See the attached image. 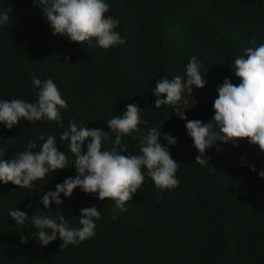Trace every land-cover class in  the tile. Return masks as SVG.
Returning a JSON list of instances; mask_svg holds the SVG:
<instances>
[{"label": "trees", "instance_id": "1", "mask_svg": "<svg viewBox=\"0 0 264 264\" xmlns=\"http://www.w3.org/2000/svg\"><path fill=\"white\" fill-rule=\"evenodd\" d=\"M105 2L110 6L108 15L120 21L116 31L126 38L124 45L108 50L95 39L80 45L54 35L33 0H0V11L11 9L10 22L0 26V100L34 103L33 76L52 79L68 104L62 110L64 127L74 120L78 126L105 132H110L109 119L135 103L148 121L135 135H145L155 126L177 139L175 145H167L161 136L160 142L179 163L180 184L157 189L146 178L125 205L127 211L117 210L115 220L114 201H100L80 188L70 198L61 194L64 203L59 208L53 203L45 209L40 203L43 193L77 175L75 157L67 142L59 139L64 129L46 119L33 123L22 119L11 130L0 124L5 159L24 151L29 142L39 147L41 133L54 135L59 150L69 156V168L57 170L51 180L36 181L35 188L0 182V264H264V178L259 175L264 171V152L247 140L221 142L207 150L209 163L197 164L201 154L187 133L186 121L172 106L157 109L152 94L164 77L186 79V65L196 56L207 84L203 89L193 86L196 101L190 100L192 108L185 114L189 120H213L217 88L225 78L241 83L232 72L234 59L244 48L264 44V0ZM110 135L103 142L106 150L115 146V134ZM122 144L128 153L121 154H140L139 140L125 136ZM93 205L101 211L96 235L62 250L59 238L41 246L38 229L30 221L20 225L9 215L10 210L29 216L60 211L71 226L79 227L80 210ZM21 235L27 243L21 242Z\"/></svg>", "mask_w": 264, "mask_h": 264}, {"label": "clouds", "instance_id": "2", "mask_svg": "<svg viewBox=\"0 0 264 264\" xmlns=\"http://www.w3.org/2000/svg\"><path fill=\"white\" fill-rule=\"evenodd\" d=\"M33 2L42 9L54 35L65 36L80 45L84 42L91 44L95 39L96 44L104 50L126 43V38L116 31L120 21L108 15L110 6L105 0ZM10 11H0V26L10 22ZM202 68V63L192 56L186 65V79L181 75L172 79L164 77L152 89V94L157 97V109L164 105L172 106L177 116L186 121L187 133L201 154L195 162L200 165L209 163L205 155L207 150L221 142L227 144L247 140L250 145H258L264 152V44L256 48H244L243 53L234 59L232 72L241 83L236 85L231 79L225 78L217 88L218 96L213 104L214 118L207 123L189 120L185 114L186 109L192 108L189 107L190 100H195L193 86L203 89L207 84ZM32 84L37 93L36 102L0 100V124L11 130L22 119L31 123L46 119L64 129L59 139L67 142V148L75 157L77 175L56 184L54 191L43 193L40 203L45 209H50L53 203L59 208L64 203L61 194L70 198L74 190L80 188L100 201H114L112 219L115 220L117 210L127 211L125 205L142 188L146 178H150L157 189L179 186L180 181L176 178L179 163L172 158L169 147L162 144L160 138L163 136L167 145H175L178 141L169 133L161 134L155 126L148 128L145 135H135L141 131V124H148L142 117L144 109L139 105L128 104L122 115L109 119L107 127L110 132L78 126L74 120H69L65 128L62 110L67 109L68 104L62 98L57 84L52 79L41 80L36 76H33ZM110 133L115 134V146L106 150L103 142L111 139ZM125 136L139 140L140 154H121L128 153L127 145L122 144ZM39 139L43 141L39 147L35 142H29L24 151L10 159L3 158L5 152L0 149V182L12 183L17 188H35L36 181L51 180L57 170L69 168V156L59 150L54 135L41 133ZM36 149L39 150L34 151ZM216 150L218 153L221 151L219 147ZM249 167L253 172L256 171L255 165ZM259 175L264 178V171ZM80 213L79 227L71 226L60 211L50 216H29L25 211L10 210L9 215L20 225L30 221L38 229L36 235L41 246H48L59 238L62 250L70 245L79 246L96 235L95 221L101 218L100 209L93 205L82 208ZM20 239L22 243H27V237L21 235Z\"/></svg>", "mask_w": 264, "mask_h": 264}]
</instances>
